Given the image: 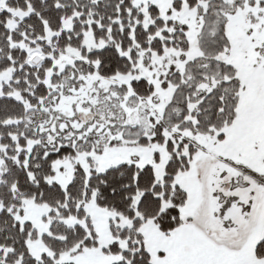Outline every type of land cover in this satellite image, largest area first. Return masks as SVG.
<instances>
[{
  "label": "snow or ice",
  "instance_id": "snow-or-ice-1",
  "mask_svg": "<svg viewBox=\"0 0 264 264\" xmlns=\"http://www.w3.org/2000/svg\"><path fill=\"white\" fill-rule=\"evenodd\" d=\"M0 264H264V0H0Z\"/></svg>",
  "mask_w": 264,
  "mask_h": 264
}]
</instances>
